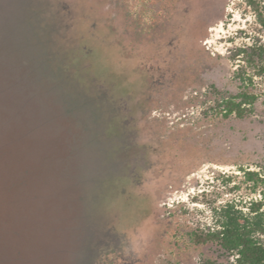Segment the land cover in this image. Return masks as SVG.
Wrapping results in <instances>:
<instances>
[{
  "label": "rangeland",
  "instance_id": "1",
  "mask_svg": "<svg viewBox=\"0 0 264 264\" xmlns=\"http://www.w3.org/2000/svg\"><path fill=\"white\" fill-rule=\"evenodd\" d=\"M132 2L31 0L52 65L116 138L106 155L90 132H61L62 101L39 104L0 29V264H206L213 247L188 230L225 201L245 209L264 195V105L229 121L214 107L233 92L230 50L264 46L252 7L145 0L143 13ZM121 146L137 148L134 163L113 169Z\"/></svg>",
  "mask_w": 264,
  "mask_h": 264
},
{
  "label": "trees",
  "instance_id": "2",
  "mask_svg": "<svg viewBox=\"0 0 264 264\" xmlns=\"http://www.w3.org/2000/svg\"><path fill=\"white\" fill-rule=\"evenodd\" d=\"M132 1L134 12L145 13V0ZM247 2L254 10L257 22L264 27V15L256 3L252 0ZM0 4V29L4 31L7 28L6 30L10 31H4L8 44L4 54L10 52L4 57L11 56L19 62L20 67L13 70L17 78L24 81L33 80L39 95L46 96L39 104L53 99L62 101L63 105L59 111L63 126L61 132L69 131L74 139L75 136L80 138L82 133L84 135L90 132L101 142L98 144V155L110 153L106 145L116 138L108 136L110 131L102 126L101 120L98 121L93 113V107L82 102L81 96L72 93L70 81L64 78V72L52 65L51 53L45 50V44L38 36L36 29L38 21L31 0H0ZM229 58L236 62L230 78L233 92L215 103L216 115L225 121L248 119L257 105H264V84H259L254 79L256 76L264 77V46L251 42L236 47L230 50ZM248 69L251 72H248ZM52 90H56L55 95ZM45 99L47 100L44 101ZM18 108L20 110L22 104H19ZM120 139L123 145L125 140ZM121 147L117 153V162L111 167L113 169H117L121 158H127L131 164L134 163L135 156L132 154L137 152V148ZM0 153L4 154L3 148H0ZM121 161L122 159L120 163ZM261 161L264 162V158ZM239 167L247 179L255 183L260 179L259 170H245ZM260 169L264 172L262 166ZM211 212L212 223L204 228L196 226L186 233L188 241L192 244L213 247L214 258H207L206 264H264V195L251 200L245 209L237 207L233 201H225L212 207ZM180 236L183 238L184 234Z\"/></svg>",
  "mask_w": 264,
  "mask_h": 264
}]
</instances>
